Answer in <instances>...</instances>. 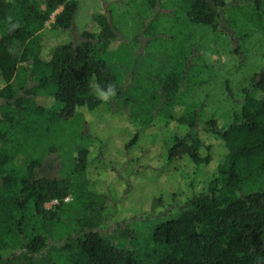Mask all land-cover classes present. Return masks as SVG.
<instances>
[{
  "label": "trees",
  "instance_id": "obj_1",
  "mask_svg": "<svg viewBox=\"0 0 264 264\" xmlns=\"http://www.w3.org/2000/svg\"><path fill=\"white\" fill-rule=\"evenodd\" d=\"M132 1L152 13L144 45L163 38L154 30L159 18L176 10L185 22L229 35L231 19L225 24L222 12L252 10L264 36V9L251 0ZM78 7V0H0V264H264V67L235 99L239 108L226 125L203 122L225 149L210 170L214 145L198 133L199 114L179 110L185 64L181 74L168 68L148 80L135 64L121 79L107 57L120 38L109 4L93 16L94 31L76 27ZM250 35L244 29L237 39ZM101 111L126 116L132 134L125 152L146 141L143 153L157 163L137 165L134 158L128 168L102 149L89 155L79 148L71 175H62L55 148L44 152L57 122ZM23 152L25 163L17 165ZM90 158L93 169L116 179L129 180L139 167L175 174L180 190L113 219L131 186L117 200L105 181L92 179ZM99 181L102 189L94 186Z\"/></svg>",
  "mask_w": 264,
  "mask_h": 264
},
{
  "label": "rangeland",
  "instance_id": "obj_2",
  "mask_svg": "<svg viewBox=\"0 0 264 264\" xmlns=\"http://www.w3.org/2000/svg\"><path fill=\"white\" fill-rule=\"evenodd\" d=\"M78 2L79 7L74 23L79 30L89 31L97 29L93 16L102 12L104 3L109 4L120 38L112 42L107 57L115 66L121 79L124 73L131 70L135 64L139 65L136 70L140 72L139 75L143 80H148V77L156 72L167 71L168 68L180 73L185 64V92L179 110L187 107L189 110H196L199 114L201 125L198 127V133L205 142L214 145L213 160L208 165L210 170L214 169L224 156L225 149L221 142L204 131L203 122L211 118L217 120L220 126L226 125L233 112L239 108L235 99L241 98L242 90L251 76L264 67V36L262 31L252 23L254 14L252 10L239 12V9H235L231 11L233 17L228 16V10L222 12L225 24L226 20L231 19L228 23L230 35L224 32L215 33L207 26L185 22L181 18V12L176 10L169 17L165 18L161 15L159 18L158 26L154 30L161 33L163 38L151 42L150 45L147 43L144 45L145 41H148V38L144 36V29L149 26L152 13L143 2L132 0H78ZM244 2L245 0H228L229 6L244 4ZM251 2L259 6L258 8L264 9V0H251ZM241 13H244L245 17L240 16ZM249 13L251 14L248 15ZM53 16L54 14L46 26L53 22ZM244 29L251 32L249 38L237 39L238 37L241 39ZM140 54L143 57L141 63H139ZM177 59H179L178 63ZM144 73L146 76L143 75ZM150 83L154 84L153 81ZM146 88H148L147 85ZM81 113V116L70 121H58L57 124H62L61 126L56 124L55 136L50 137L52 139L50 142H45L44 152H47L48 147L55 148V158L60 160L62 175H71L79 148H86L89 155L102 149L106 152L104 154L106 158L117 164L125 162L128 168H134L132 160L134 158L139 159L136 162L137 165L145 163L152 166L157 163V156L143 153V149L148 146L146 141H141V146L132 151H124L123 143L130 139L132 133L128 128L127 118L123 114L117 116L103 111L96 114ZM41 122L44 125L42 119ZM25 157L24 152L17 153L15 163L24 164ZM139 168L134 177L129 176V180L123 177L116 179L113 178L114 174L107 175L96 167L93 169L92 159H89V172L92 173V179L98 178L102 182L105 181L117 200L125 191L126 183L131 186L128 197L117 202L119 207L113 219L129 218L135 214V210L143 211L146 207L155 204V198L158 195H163L165 197L163 201H167L171 192L180 190L181 179L175 174L164 173L153 176L150 170ZM94 186L97 189L103 188L100 181ZM122 201L123 203L120 204ZM53 204L54 202L47 203L45 207L49 208ZM31 227L32 220L27 223L29 230L27 232H30Z\"/></svg>",
  "mask_w": 264,
  "mask_h": 264
}]
</instances>
